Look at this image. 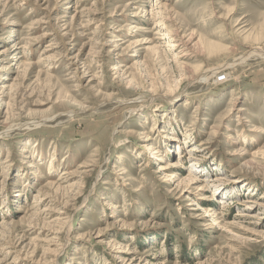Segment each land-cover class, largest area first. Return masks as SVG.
I'll return each instance as SVG.
<instances>
[{
	"label": "rangeland",
	"instance_id": "rangeland-1",
	"mask_svg": "<svg viewBox=\"0 0 264 264\" xmlns=\"http://www.w3.org/2000/svg\"><path fill=\"white\" fill-rule=\"evenodd\" d=\"M260 52L264 0H0V264H264Z\"/></svg>",
	"mask_w": 264,
	"mask_h": 264
},
{
	"label": "bare ground",
	"instance_id": "bare-ground-1",
	"mask_svg": "<svg viewBox=\"0 0 264 264\" xmlns=\"http://www.w3.org/2000/svg\"><path fill=\"white\" fill-rule=\"evenodd\" d=\"M132 27L134 28V26L132 25ZM255 51H257V50H255ZM252 55V54H251ZM257 55H260V56H264V53L263 52H260L259 54H257ZM244 59H246V56L245 57H241V58H237V59H235V61L234 62H232V66H233V64H236L237 62H239L240 60H242V61H244ZM209 70V73L210 72H213V74H216V73H218V71H216L215 69H214V71L212 70V68H210V69H208ZM205 79V77L203 78H201L200 80H204ZM167 99H169L170 97L169 96H167L166 97ZM151 147V146H150ZM181 165V163H180V161H177L176 163H174L173 165H172V167H178V166H180ZM223 205V204H222ZM221 205V206H222ZM111 207H116V205H111ZM6 223H9V220L7 219V218H2V219H0V225L2 226V224L4 225V224H6ZM5 226V225H4ZM7 226V225H6Z\"/></svg>",
	"mask_w": 264,
	"mask_h": 264
}]
</instances>
